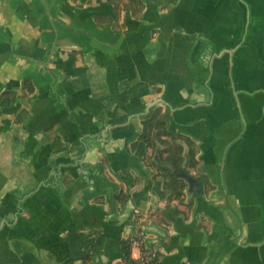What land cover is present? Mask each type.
Returning a JSON list of instances; mask_svg holds the SVG:
<instances>
[{"label":"crops","instance_id":"obj_1","mask_svg":"<svg viewBox=\"0 0 264 264\" xmlns=\"http://www.w3.org/2000/svg\"><path fill=\"white\" fill-rule=\"evenodd\" d=\"M154 116L177 137L139 156ZM161 163L199 190L160 197ZM140 229L264 264V0H0V264H134Z\"/></svg>","mask_w":264,"mask_h":264},{"label":"trees","instance_id":"obj_2","mask_svg":"<svg viewBox=\"0 0 264 264\" xmlns=\"http://www.w3.org/2000/svg\"><path fill=\"white\" fill-rule=\"evenodd\" d=\"M154 127L158 128H164V132L173 136L177 137L175 133L168 132L166 130V125L163 122H160L156 116L145 120L144 121V131L142 135L140 136V139L138 143L134 145L136 148V152L139 156H144L145 152L147 151V148L149 146H152V136H151V130ZM167 161H169L167 159ZM159 170H160V176L162 179L156 180L154 190L155 192L162 198H166L168 195V191L171 193H174L175 196H179L183 193L184 187L186 186V181L184 178L179 176L177 173L180 172L182 169L177 168L175 173H171L170 169L167 168L164 164H159ZM185 172L189 175V172L185 170ZM130 256V255H129ZM129 259H131L129 257Z\"/></svg>","mask_w":264,"mask_h":264},{"label":"built area","instance_id":"obj_3","mask_svg":"<svg viewBox=\"0 0 264 264\" xmlns=\"http://www.w3.org/2000/svg\"><path fill=\"white\" fill-rule=\"evenodd\" d=\"M146 237L147 233L144 229H140L128 237L131 250H136V253L130 254L131 260L134 264H161L157 252L146 245Z\"/></svg>","mask_w":264,"mask_h":264},{"label":"water","instance_id":"obj_4","mask_svg":"<svg viewBox=\"0 0 264 264\" xmlns=\"http://www.w3.org/2000/svg\"><path fill=\"white\" fill-rule=\"evenodd\" d=\"M164 165L167 168H169L172 173H175L176 170H175V168L173 167L172 164L166 163ZM177 174L187 181V183H188V191H195L196 192V191L199 190L198 183L196 182V180L192 176L188 175L185 172V170H181Z\"/></svg>","mask_w":264,"mask_h":264}]
</instances>
